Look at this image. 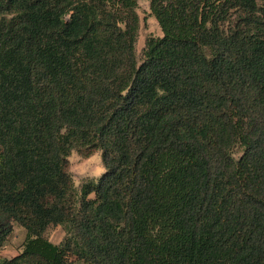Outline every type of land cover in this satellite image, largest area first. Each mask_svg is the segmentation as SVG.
Instances as JSON below:
<instances>
[{
	"label": "trees",
	"instance_id": "1",
	"mask_svg": "<svg viewBox=\"0 0 264 264\" xmlns=\"http://www.w3.org/2000/svg\"><path fill=\"white\" fill-rule=\"evenodd\" d=\"M137 1L0 0V264H264V0Z\"/></svg>",
	"mask_w": 264,
	"mask_h": 264
},
{
	"label": "rangeland",
	"instance_id": "2",
	"mask_svg": "<svg viewBox=\"0 0 264 264\" xmlns=\"http://www.w3.org/2000/svg\"><path fill=\"white\" fill-rule=\"evenodd\" d=\"M136 11L139 16V27L135 41V52L137 60L140 61L146 39L148 37L161 36L162 30L155 16L150 11L149 0H138ZM240 150L239 147L234 150V157L240 155ZM67 170L71 174L74 186L77 188L86 179L98 178L105 170L100 149H95L90 153H85L83 149H72L68 155ZM13 228L14 231L12 229L9 240L14 243L10 241V246L2 249L3 251L0 254L3 257H11L21 251L19 247L21 246L25 230L18 224H13ZM18 228L22 231L20 236ZM45 235L50 241L59 243L63 239L64 231L61 226L51 225L47 228ZM9 240L5 241V245ZM1 255L0 257H2Z\"/></svg>",
	"mask_w": 264,
	"mask_h": 264
},
{
	"label": "crops",
	"instance_id": "3",
	"mask_svg": "<svg viewBox=\"0 0 264 264\" xmlns=\"http://www.w3.org/2000/svg\"><path fill=\"white\" fill-rule=\"evenodd\" d=\"M14 228H15V226H14ZM14 228H13V231H14ZM25 230V229H24ZM18 232H19V236L21 235V233H22V231L20 230V228H18ZM15 235V234H14ZM10 235L7 237V239L6 240H9L10 238ZM24 237H25V232H24ZM24 237H23V239H24ZM23 239H22V241H23ZM10 241H12V240H9L8 241V243L5 245V243L3 244V246L0 248V253L3 251L2 249H4V248H6V247H9L10 246ZM22 241H21V243H22ZM13 242V241H12ZM14 243V242H13ZM55 243V242H54ZM11 245H13V244H11ZM20 249H21V246L19 247ZM20 252V251H19ZM18 252V253H19ZM1 255V254H0ZM16 255V254H15ZM2 256V255H1ZM14 256V255H13ZM3 257V256H2Z\"/></svg>",
	"mask_w": 264,
	"mask_h": 264
}]
</instances>
